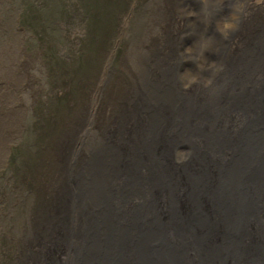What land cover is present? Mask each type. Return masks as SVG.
<instances>
[{
	"label": "bare ground",
	"instance_id": "bare-ground-1",
	"mask_svg": "<svg viewBox=\"0 0 264 264\" xmlns=\"http://www.w3.org/2000/svg\"><path fill=\"white\" fill-rule=\"evenodd\" d=\"M146 35L55 137L3 264H264V0H159Z\"/></svg>",
	"mask_w": 264,
	"mask_h": 264
},
{
	"label": "rangeland",
	"instance_id": "rangeland-1",
	"mask_svg": "<svg viewBox=\"0 0 264 264\" xmlns=\"http://www.w3.org/2000/svg\"><path fill=\"white\" fill-rule=\"evenodd\" d=\"M131 1L0 0V125L16 118L0 132V264L47 177L55 137L72 125L105 68L117 66L111 55L146 40L159 0H139L124 18Z\"/></svg>",
	"mask_w": 264,
	"mask_h": 264
}]
</instances>
